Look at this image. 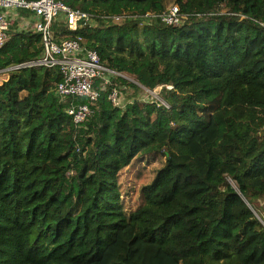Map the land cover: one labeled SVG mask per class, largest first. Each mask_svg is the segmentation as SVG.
<instances>
[{
  "label": "trees",
  "instance_id": "obj_1",
  "mask_svg": "<svg viewBox=\"0 0 264 264\" xmlns=\"http://www.w3.org/2000/svg\"><path fill=\"white\" fill-rule=\"evenodd\" d=\"M57 1L109 16L175 5L188 18L51 27L167 108L137 98L116 108L107 90L76 126L57 69L0 83V264H264V226L246 204L264 198V0ZM42 49L39 34L13 29L0 70ZM114 85L124 95L129 84ZM143 156L164 161L125 210L118 177Z\"/></svg>",
  "mask_w": 264,
  "mask_h": 264
},
{
  "label": "built area",
  "instance_id": "obj_2",
  "mask_svg": "<svg viewBox=\"0 0 264 264\" xmlns=\"http://www.w3.org/2000/svg\"><path fill=\"white\" fill-rule=\"evenodd\" d=\"M19 10L29 11L30 21L20 18ZM130 18L138 19L143 25L159 21L165 26L178 27L186 21L188 15L180 13L175 5L169 6L160 13L148 12L140 16H131L123 11L121 14L109 16L72 9L57 0H0V49L13 29L32 30L39 34L43 46L38 58L1 69L0 78H6L7 74L20 69H57L62 79L56 86V95L66 106L65 112L76 126L83 125L89 118L91 109L102 91L109 90L107 100L112 106L122 109L128 102L120 90L113 86V80L120 78L125 81L126 77L104 65L96 51L86 48L80 37L57 40L51 27L54 22L62 20L68 30L76 31L82 27H94L99 20L120 24ZM260 26L264 28V23ZM133 83L148 95L152 93L137 82ZM81 98L86 99L85 104L75 102ZM157 102L168 107L161 100ZM246 204L252 211L251 205L248 202ZM254 215L258 218L256 214Z\"/></svg>",
  "mask_w": 264,
  "mask_h": 264
},
{
  "label": "rangeland",
  "instance_id": "obj_3",
  "mask_svg": "<svg viewBox=\"0 0 264 264\" xmlns=\"http://www.w3.org/2000/svg\"><path fill=\"white\" fill-rule=\"evenodd\" d=\"M89 10L90 12L96 14H106L105 9L103 7H100L99 5L92 4ZM122 75L126 77L125 81L127 84H129L126 86V93L123 95L124 99L128 102L132 101L135 98L140 100H161L156 95L155 91H151L152 93L148 95L145 91H143V89L141 90L139 86L133 83H136L134 79H132L128 75ZM0 82H3V80H0ZM132 85L135 86L138 90L133 88ZM163 161L164 159L160 156H157L154 159H148L144 156L139 157L120 172L118 181L125 204V210L135 207L140 186L142 184H146L152 179L153 171L159 168L162 165ZM249 201L253 213L256 214L262 224H264V198L260 201H257L256 199H251Z\"/></svg>",
  "mask_w": 264,
  "mask_h": 264
},
{
  "label": "crops",
  "instance_id": "obj_4",
  "mask_svg": "<svg viewBox=\"0 0 264 264\" xmlns=\"http://www.w3.org/2000/svg\"><path fill=\"white\" fill-rule=\"evenodd\" d=\"M18 16L20 17V18H26L28 21H30V15L29 16H23V15H20V13H19V11H18ZM6 78H4V77H2V78H0V80L2 81H4ZM0 83H2V82H0ZM263 214H264V212H263Z\"/></svg>",
  "mask_w": 264,
  "mask_h": 264
},
{
  "label": "water",
  "instance_id": "obj_5",
  "mask_svg": "<svg viewBox=\"0 0 264 264\" xmlns=\"http://www.w3.org/2000/svg\"><path fill=\"white\" fill-rule=\"evenodd\" d=\"M242 200L244 201V199L242 198Z\"/></svg>",
  "mask_w": 264,
  "mask_h": 264
}]
</instances>
